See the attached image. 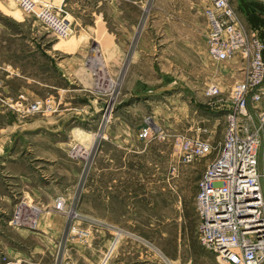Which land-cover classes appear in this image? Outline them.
I'll return each instance as SVG.
<instances>
[{
  "label": "rangeland",
  "instance_id": "obj_1",
  "mask_svg": "<svg viewBox=\"0 0 264 264\" xmlns=\"http://www.w3.org/2000/svg\"><path fill=\"white\" fill-rule=\"evenodd\" d=\"M135 3L69 0L65 9L75 16L95 8L102 16L85 19L88 31L72 20L71 35L59 38L13 0H0V137L27 140L29 151L17 144L26 160L42 156L47 140L57 155L48 170L51 162L32 159L39 192L22 194L12 181L11 214L0 220V264H97L106 253V264H167L158 251L173 264H216L197 240L194 196L205 166L182 164L173 141L205 127L201 135L220 142V108L230 107L236 74L207 52L206 0ZM118 7L129 19L123 31ZM212 85L216 94L207 93ZM37 102L38 111L25 110ZM145 126L150 135L139 138ZM260 156L262 170L264 147ZM122 185L133 198L106 209L107 187L118 193ZM58 196L62 210L54 208ZM16 208L33 213V226L9 224Z\"/></svg>",
  "mask_w": 264,
  "mask_h": 264
},
{
  "label": "built area",
  "instance_id": "obj_2",
  "mask_svg": "<svg viewBox=\"0 0 264 264\" xmlns=\"http://www.w3.org/2000/svg\"><path fill=\"white\" fill-rule=\"evenodd\" d=\"M13 1L25 16L38 20L57 37L65 38L73 32L63 8L65 0ZM206 2L207 52L219 61L230 62L236 74L228 93L230 107L220 108L226 111L220 142L215 144L202 136L207 130L198 127L194 136L176 137L173 150L182 164L214 154L196 183L194 208L200 245L214 255L216 264H264V169L259 168L260 149L264 147V44L248 30L231 0ZM216 91L213 85L207 89L208 94ZM11 103L19 110V102ZM41 105L31 103L25 110L38 111ZM44 105L48 109L52 106L49 102ZM149 135L148 126L138 134L142 139ZM64 203L58 196L54 208L62 210ZM30 212L16 208L9 224L33 226ZM157 254L162 262L173 264L162 252ZM107 256L97 264H106Z\"/></svg>",
  "mask_w": 264,
  "mask_h": 264
},
{
  "label": "crops",
  "instance_id": "obj_3",
  "mask_svg": "<svg viewBox=\"0 0 264 264\" xmlns=\"http://www.w3.org/2000/svg\"><path fill=\"white\" fill-rule=\"evenodd\" d=\"M53 1L55 3H59V0H53ZM100 1L101 0H97V2H100ZM110 1L113 3L116 0H110ZM136 1H137L136 3L138 4V2H140L141 0H136ZM68 3H69V0L64 1V4H63L64 9L65 8L67 9ZM231 3L233 5V7L237 10L239 16L243 20V22H244L245 26L248 28V30L255 32L256 35L261 40V42L264 44V0H231ZM66 9H65V11H66ZM117 9H118V12H117L118 17L117 18L120 20V22H122L121 24L120 23L118 24V30L123 31L124 29H126L128 27L129 19L124 14H122L124 12V10L122 8L119 9V7H118ZM66 12H67L68 16L71 17V22H72V20L74 21L73 25L80 26V29H83L84 31H88V30H85V28L89 25V23L87 21H85L86 18H89V19L91 18L92 21L94 22V20H96L95 17L102 16V15H97V13L99 11L96 8L92 11H86L84 14H82L80 16H75V15H73L72 12L71 13H69L68 11H66ZM113 16L114 15H112V17ZM103 20H102V23L105 22V20L104 21ZM90 25H92V24H90ZM90 27L93 29H96L97 24L96 25L93 24ZM104 27H106V25H104ZM262 57L264 59V48L262 51ZM26 80H27V78H26ZM1 110H0V112H3L4 109L1 108ZM14 124L17 127L16 122ZM17 136L16 135L13 136V134H11V136H9V137H4V138H3V136L0 137V172H1L0 173V220H2L4 222H6L9 219V216L11 214V212H10L11 204H12L11 199L13 198V188H15V187H12V185H13L12 181H15V182L17 181L18 183H21L22 194H24V193H28V194L32 193L33 194L34 191L39 192V190L37 188H35V186L33 185L34 180H33L32 171H31V166L33 168V160L32 159L43 160V162L44 161L51 162L52 164H48V168H46V170L50 169L49 167L53 168L54 166L57 165V162H56L57 155H56L54 149L50 148L51 146L49 147V145H51L50 140H47L46 142H44L47 145V148L44 149L43 152L38 154V155L42 154V156H34L32 159L26 160L22 156H19V151H17V150H18V146H19V149H23V147H26L25 149L27 151H29V149H30L29 145L30 144L28 143L27 140L26 141L25 140H19ZM14 137H15V139H14ZM145 139H147V138H145ZM41 141H43V138ZM17 144H18V146H17ZM57 145H58V143H56V144L52 143V147H54L55 149L60 148V146H57ZM201 160L203 161L204 166H206V164H207L206 160L205 159H201ZM201 160L197 161L196 164H195V162L190 164L189 169H194L195 165L197 166L201 163L200 162ZM38 165H36V166H38ZM54 169H57V168H54ZM203 169L198 168V171H200V174L202 173ZM126 171H127L126 174L129 177L131 175L130 170H126ZM195 173L197 174V172H195ZM10 177H12V178H10ZM199 177H200V175H199ZM13 178H14V180H13ZM108 183H110V182H108ZM25 188H28L29 191L28 190L26 191ZM107 188L112 189V190H109L106 193V196H107L106 201H105V203H106L105 208L106 209H115V208H119V207L123 208V204L125 203L124 197L127 195V199L133 198V196L132 197H130V196L134 194V190L130 189L129 187L124 188V186L122 185L121 188H118V189H121L122 191L120 190V192H118V193L116 191H114V188H111V187H107ZM136 189H137L136 191L138 193L142 192L139 189V187H137V186H136ZM96 192H99V191L96 190ZM113 196L117 197V200L112 199L111 201H109L108 199L110 197H113ZM139 207H140V202L133 203L131 205L126 206V208H130L131 210H134V209L139 208Z\"/></svg>",
  "mask_w": 264,
  "mask_h": 264
},
{
  "label": "bare ground",
  "instance_id": "obj_4",
  "mask_svg": "<svg viewBox=\"0 0 264 264\" xmlns=\"http://www.w3.org/2000/svg\"><path fill=\"white\" fill-rule=\"evenodd\" d=\"M78 131V130H77ZM80 132V131H79ZM14 264H16V263H14Z\"/></svg>",
  "mask_w": 264,
  "mask_h": 264
}]
</instances>
